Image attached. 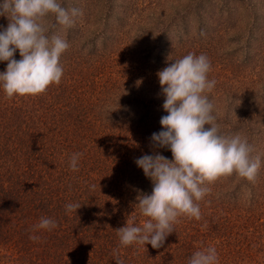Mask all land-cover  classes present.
<instances>
[{"label": "trees", "instance_id": "1", "mask_svg": "<svg viewBox=\"0 0 264 264\" xmlns=\"http://www.w3.org/2000/svg\"><path fill=\"white\" fill-rule=\"evenodd\" d=\"M7 21L0 17V26ZM59 30L55 24L50 34ZM64 30L70 40L72 29ZM72 47V55L60 57L61 82L43 94L8 99L0 88V264H116L114 250L124 264H187L207 247H215L219 264H264V136L257 135L264 127L247 122L218 125L221 135L237 133L261 156L254 181L233 173L207 184L210 191L196 202L201 219L179 217L158 249L120 245L115 230L147 219L135 208L136 190L151 194L152 182L134 161L153 152L151 136L166 115L163 95L113 99L121 97L113 66L85 62L86 46ZM14 59H21L19 51ZM6 67L0 62V72ZM158 151L172 159L169 150ZM77 152L83 155L73 172L70 157ZM68 203L81 207L66 213ZM41 217L58 226L33 232Z\"/></svg>", "mask_w": 264, "mask_h": 264}, {"label": "clouds", "instance_id": "2", "mask_svg": "<svg viewBox=\"0 0 264 264\" xmlns=\"http://www.w3.org/2000/svg\"><path fill=\"white\" fill-rule=\"evenodd\" d=\"M82 16V9L65 8L60 0L0 3V17L9 21L6 28L0 26V62H7L6 70L0 72V88L8 99L37 96L61 82L64 70L60 57L70 45L60 35L50 33L55 24L71 28ZM50 17H54V24H49ZM17 51L19 60L14 59ZM210 70L205 54L189 53L157 72L167 115L160 119L162 130L151 136L152 154L134 161L152 182L151 194L136 190L135 208L147 219L142 226L127 221L126 226L115 230L121 246L150 244L158 249L175 231L179 217L201 219L196 202L210 191L207 184L233 173L248 181L256 179L261 156H253V146L240 135H221L215 123L213 104L206 95L216 84L208 79ZM141 84L142 80L136 81L137 87ZM159 149L169 150L172 159L161 155ZM82 155L77 152L70 157L73 172L79 171ZM80 207L79 203H68L65 210L76 213ZM57 226L55 219L41 217L32 231H51ZM29 239L39 241L40 237L30 235ZM113 254L116 264H124L118 250ZM187 264H219L218 253L215 247L202 248L188 258Z\"/></svg>", "mask_w": 264, "mask_h": 264}, {"label": "rangeland", "instance_id": "3", "mask_svg": "<svg viewBox=\"0 0 264 264\" xmlns=\"http://www.w3.org/2000/svg\"><path fill=\"white\" fill-rule=\"evenodd\" d=\"M63 7H78L83 16L70 40L63 26L57 34L68 50L86 46L85 62L113 66L121 83V97L113 99L159 94L158 71L189 53L205 54L208 79L216 81L206 93L215 123L264 127V0H66ZM134 80L142 84L133 87ZM257 135L264 136V128Z\"/></svg>", "mask_w": 264, "mask_h": 264}]
</instances>
